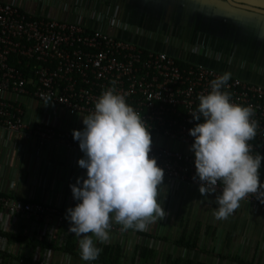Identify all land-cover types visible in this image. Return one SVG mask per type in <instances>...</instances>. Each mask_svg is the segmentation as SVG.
<instances>
[{"label": "built area", "instance_id": "1", "mask_svg": "<svg viewBox=\"0 0 264 264\" xmlns=\"http://www.w3.org/2000/svg\"><path fill=\"white\" fill-rule=\"evenodd\" d=\"M176 60L80 22L35 16L15 3L0 0V128L80 150L72 130H58L48 120L25 124L23 109L5 94L30 95L58 105L71 116H86L94 111L102 91L115 87L141 114L151 134L191 147L194 137L189 129L198 122L191 112L198 109V97L211 90L210 81L223 72L187 61L180 66ZM225 90L233 102L254 108L253 119L259 128L249 143L253 154L264 155V85L231 76ZM149 156L164 170L167 182L200 187L198 177L193 179L195 155L183 148L152 143ZM260 169L264 183V160ZM222 187L218 182V194ZM241 201L264 212V203L256 196ZM65 217L66 212L51 202L0 193V230L45 243L29 246L0 236V251L12 255L8 264H70L69 253L49 247L64 245L72 234ZM57 254L64 255L58 263ZM127 259L122 258L121 263ZM134 263L138 264V258Z\"/></svg>", "mask_w": 264, "mask_h": 264}, {"label": "crops", "instance_id": "2", "mask_svg": "<svg viewBox=\"0 0 264 264\" xmlns=\"http://www.w3.org/2000/svg\"><path fill=\"white\" fill-rule=\"evenodd\" d=\"M3 1L15 3L35 16L80 22L145 49L162 51L178 60L201 63L264 85V14L231 6L225 0ZM234 1L260 8L257 0ZM158 33L162 35L156 36ZM5 95L21 106L28 126L48 120L58 130L84 127L83 115L71 116L58 105L30 95ZM151 137L152 143L161 145V138L153 134ZM83 156L81 150L0 128V193L51 202L67 212L78 203L70 185L76 183L77 177L86 178V169L78 164ZM259 172L263 175L261 169ZM216 195L219 194L202 196L196 187L163 179L158 202L167 213L165 218L151 223L144 231L124 229L112 222L106 243L121 244L123 258H132L137 245L150 246L156 258V240H166L173 232L179 233L175 239L198 234L199 248L195 252L198 258L206 257V252H218V258L212 260L207 256L210 261L204 260L212 264H264V212H256L240 201V206L227 219L217 220ZM65 226L69 227L68 220ZM74 237L80 252L81 237ZM201 240L205 241V248ZM214 245L219 248L213 250ZM55 258L58 263L64 255L57 254ZM81 263L84 260L71 255L70 264Z\"/></svg>", "mask_w": 264, "mask_h": 264}, {"label": "clouds", "instance_id": "3", "mask_svg": "<svg viewBox=\"0 0 264 264\" xmlns=\"http://www.w3.org/2000/svg\"><path fill=\"white\" fill-rule=\"evenodd\" d=\"M230 72L210 81V91L198 97V109L191 112L198 121L189 129L194 137L195 175L199 191L216 195L217 220L227 219L249 195L264 203V183L260 180L264 155L253 154L249 141L257 135L259 122L251 105L235 103L226 91ZM83 129L73 130L84 156L78 160L86 178L71 184L78 201L66 212L68 231L81 237V259L94 261L102 249L96 241L110 239L112 222L124 229L147 230L167 215L158 202L164 170L150 157L152 137L149 126L115 87L102 91L94 111L82 116ZM95 238V239H94Z\"/></svg>", "mask_w": 264, "mask_h": 264}, {"label": "trees", "instance_id": "4", "mask_svg": "<svg viewBox=\"0 0 264 264\" xmlns=\"http://www.w3.org/2000/svg\"><path fill=\"white\" fill-rule=\"evenodd\" d=\"M176 61L180 66L184 65L183 61L178 59ZM28 87L30 88V85ZM138 233L140 235H148V237H152L151 235L146 234L144 232H138ZM0 236L5 237L7 240L18 241L27 244L29 246H38L45 244L43 241L35 238L27 237L21 234H15L12 232L6 233V232H2L1 230H0ZM175 243L178 244L179 246L184 247V249H186L189 252L190 251L196 252L199 248L198 234H194L193 236L183 235L181 238L177 239ZM49 247H52L56 250L67 252L72 256L76 255L81 258L73 234L68 235L64 245L58 247L49 245ZM97 247L102 249L98 259L94 261H85L86 263L94 262L99 264H122L121 260L124 256H123V248L121 244L119 243L107 244V243L98 242ZM154 254H155L154 248L145 245H137L134 249L132 258L127 259L125 264H135L134 263L135 258H138V264H152L150 261L154 257ZM11 258L12 255L10 253H7L5 251H0V264H8ZM164 264H212V263L204 259L198 258L197 255L196 256L168 255L164 260Z\"/></svg>", "mask_w": 264, "mask_h": 264}, {"label": "rangeland", "instance_id": "5", "mask_svg": "<svg viewBox=\"0 0 264 264\" xmlns=\"http://www.w3.org/2000/svg\"><path fill=\"white\" fill-rule=\"evenodd\" d=\"M162 33H158L156 36H161ZM151 134V133H150ZM165 139L161 138V145H164V146H167V147H177V148H183L184 150L190 152L191 150V147L189 146H182L181 144L179 143H175V142H171V141H166ZM191 153V152H190ZM199 189V188H198ZM163 233V232H161ZM170 235L167 237L166 240H164L163 238L161 239H158V241L156 242L155 241V249H156V253L158 254V257H154L152 258V260L150 261L152 264H164V260L165 258H160V256H164V255H172V256H187V255H193V256H196L198 257V253H195L193 251H187L186 249H184V247L182 246H179L178 244L175 243V241L177 239H175L179 233L178 232H173V233H169ZM202 242V247L205 248L206 247V244H205V241L204 240H201ZM215 244V242H214ZM130 246V244H129ZM216 248L218 249L219 247H217L216 245L213 246V250ZM129 248H127V250H129ZM206 252V251H205ZM218 252H206V255L211 257L212 260L213 258H218ZM156 256V255H155ZM206 256V257H207ZM204 257L205 259H207L208 261H210V259ZM204 258H200V259H204Z\"/></svg>", "mask_w": 264, "mask_h": 264}, {"label": "water", "instance_id": "6", "mask_svg": "<svg viewBox=\"0 0 264 264\" xmlns=\"http://www.w3.org/2000/svg\"><path fill=\"white\" fill-rule=\"evenodd\" d=\"M225 1L227 4H229L231 6H235V7L243 8L245 10H251V11H255V12H259V13L264 14V10L257 8V7L247 5V4H243V3H239V2H236L234 0H225Z\"/></svg>", "mask_w": 264, "mask_h": 264}, {"label": "snow or ice", "instance_id": "7", "mask_svg": "<svg viewBox=\"0 0 264 264\" xmlns=\"http://www.w3.org/2000/svg\"><path fill=\"white\" fill-rule=\"evenodd\" d=\"M260 9L264 10V0H257Z\"/></svg>", "mask_w": 264, "mask_h": 264}]
</instances>
